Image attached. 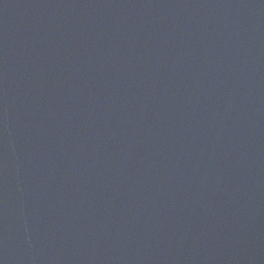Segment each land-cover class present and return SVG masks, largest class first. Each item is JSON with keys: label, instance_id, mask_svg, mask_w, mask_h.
<instances>
[{"label": "water", "instance_id": "obj_1", "mask_svg": "<svg viewBox=\"0 0 264 264\" xmlns=\"http://www.w3.org/2000/svg\"><path fill=\"white\" fill-rule=\"evenodd\" d=\"M0 264H264V0H0Z\"/></svg>", "mask_w": 264, "mask_h": 264}]
</instances>
